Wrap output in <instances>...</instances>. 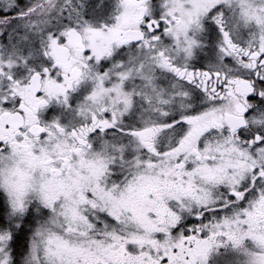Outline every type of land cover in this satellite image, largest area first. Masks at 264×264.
<instances>
[{"label": "snow or ice", "instance_id": "1", "mask_svg": "<svg viewBox=\"0 0 264 264\" xmlns=\"http://www.w3.org/2000/svg\"><path fill=\"white\" fill-rule=\"evenodd\" d=\"M0 264H264V0H0Z\"/></svg>", "mask_w": 264, "mask_h": 264}]
</instances>
